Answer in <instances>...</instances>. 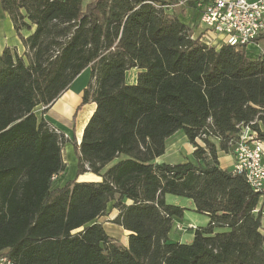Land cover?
Returning <instances> with one entry per match:
<instances>
[{"label":"trees","instance_id":"1","mask_svg":"<svg viewBox=\"0 0 264 264\" xmlns=\"http://www.w3.org/2000/svg\"><path fill=\"white\" fill-rule=\"evenodd\" d=\"M0 6L24 48L0 54V255L14 264H264V202L220 168L211 141L229 154L242 123L264 143V53L208 47L157 0ZM87 67L81 105L95 109L72 141L74 179L54 187L66 139L33 111ZM179 131L191 157L155 163ZM85 173L100 181H79ZM167 195L209 219L188 244L168 239L184 208L166 204ZM109 204L119 212L112 223L129 232L126 247L98 222Z\"/></svg>","mask_w":264,"mask_h":264},{"label":"built area","instance_id":"2","mask_svg":"<svg viewBox=\"0 0 264 264\" xmlns=\"http://www.w3.org/2000/svg\"><path fill=\"white\" fill-rule=\"evenodd\" d=\"M188 2L182 0L179 5H187ZM193 5L203 27L198 33L199 41L206 46L219 48L227 45L247 50L249 46L256 48L263 41L264 0H196ZM217 39L220 40L219 45H215ZM236 128L238 134L233 144L232 172L243 176L251 190L259 193L261 202H264L263 142L251 124L240 123ZM176 228L182 229L180 226ZM0 264L14 263L0 255Z\"/></svg>","mask_w":264,"mask_h":264},{"label":"crops","instance_id":"3","mask_svg":"<svg viewBox=\"0 0 264 264\" xmlns=\"http://www.w3.org/2000/svg\"><path fill=\"white\" fill-rule=\"evenodd\" d=\"M248 2H254L256 0H247ZM180 2V1H179ZM88 3V2H87ZM86 3V4H87ZM180 4V3H179ZM178 4L176 3L175 6H167V11L173 12L172 7H176ZM185 6L184 11L186 13V9H194L190 8L188 5ZM195 10V9H194ZM180 19V17H179ZM183 22V21H182ZM187 25V23L183 22ZM197 34V33H196ZM195 34V35H196ZM16 48L17 52L21 54L24 51V48L21 45V42L16 37L15 32L13 30L12 22L9 16L1 9L0 6V54L4 48ZM252 46L247 48L248 50ZM138 70L131 69L126 72L125 74V81L129 85H133L136 82V74ZM92 82L91 79V70L89 67L85 68L69 85L68 89L62 93V95L51 105L49 106H37L34 109V114L36 115L38 121L43 120L46 124L54 129L57 133L62 134L66 140L62 148V157L65 163V170L59 176L55 177V186L54 187H63L65 183L69 180H72L73 177L76 175L77 171V159L75 156V152L73 149L72 141L76 140L79 144L82 133L84 130L85 125L87 124L90 116L92 115L95 104L94 103H87L85 105H81L82 103V95L83 91L88 87V85ZM190 146L191 144L188 143ZM169 146L166 145V150L163 156L157 158L155 163H166V164H176L172 162H166L165 156L168 153ZM264 149V146H263ZM194 147L189 151V157H191ZM219 166L223 170H232L233 166V155L232 154H225L222 151L217 153ZM185 160H181L177 163L184 162ZM71 177V179H69ZM79 181H100V178L91 173H85L78 177ZM166 201V197H165ZM191 201V200H190ZM194 209V205L191 201V204H188ZM263 213H264V205H263ZM118 211L112 209L111 204L108 205L107 208V215L108 217L103 216L98 219V222L103 226L104 231L106 234L112 238V240L123 246L126 247L128 244V236L129 232L124 230L122 227L117 226L112 223V221L117 217ZM104 219V220H102ZM180 219L175 220L176 224L179 223ZM209 221V219H208ZM175 224V225H176ZM181 226V225H178ZM201 228V227H199ZM176 229V228H175ZM194 230V229H193ZM192 230V231H193ZM223 231L219 229L217 232ZM176 232L174 237H176ZM180 235V234H179ZM177 235V236H179ZM181 237L179 236L178 239L171 238L169 233L168 239L172 243H181ZM192 241V238L190 239Z\"/></svg>","mask_w":264,"mask_h":264},{"label":"rangeland","instance_id":"4","mask_svg":"<svg viewBox=\"0 0 264 264\" xmlns=\"http://www.w3.org/2000/svg\"><path fill=\"white\" fill-rule=\"evenodd\" d=\"M90 1L92 0H83L84 5ZM157 1L166 4V6H175V4L177 3L178 6L172 7L174 15L179 16L180 20L187 23L188 26H195L194 28H195V32L197 33V35L199 33V30L203 29V27L199 24L198 12L194 9H186V13H185L184 11L185 6L179 5V3L182 0H157ZM219 43H220V40L217 39L215 42V45H219ZM248 52H249L248 56H251V57L262 56L264 53V42L263 41L260 42L256 48L252 46L248 50ZM211 141L216 145L217 151L219 152L220 150H219L218 141L214 139H211ZM188 143L189 142L187 141L183 133L180 131L177 132L167 141V147L169 146V149H168L167 155L165 156L164 161L168 163L169 162L177 163L181 160L189 159L190 158L189 151L192 149V145L190 146ZM262 146H264V143L262 144ZM229 154L233 155V150ZM263 160H264V157H263ZM69 179H71V177ZM166 204L184 208L183 216L179 220L180 224H176L175 222H173L172 230L170 232L171 238L173 239H178L180 236L181 237L180 239L182 241L181 243H184V244L190 243L191 242L190 239L192 238V233H193L192 230L195 228H199V227H205L208 223V218L205 215L195 212L194 209H192V207L188 205V204H191V201L189 199L167 195ZM261 208L263 209V205H261ZM106 217H108L107 214H106ZM262 223L264 224V213H263ZM178 225H181L180 227H182V229L176 228ZM176 232H180V233H177V235L180 234L179 236L176 235V237L178 238L174 237Z\"/></svg>","mask_w":264,"mask_h":264}]
</instances>
